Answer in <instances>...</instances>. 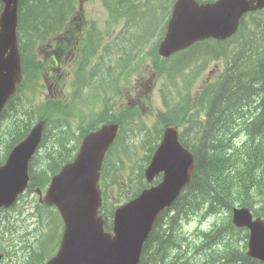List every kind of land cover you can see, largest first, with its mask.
<instances>
[{"label": "trees", "instance_id": "obj_1", "mask_svg": "<svg viewBox=\"0 0 264 264\" xmlns=\"http://www.w3.org/2000/svg\"><path fill=\"white\" fill-rule=\"evenodd\" d=\"M35 2L31 9L29 0H21L20 26L24 32H28L37 22L43 23L45 20L43 13L46 15L56 7V5L53 7L47 5L46 0H35ZM118 6L121 8V10L117 9L118 11L131 7L126 3H120ZM135 14H138V11ZM43 40V32L39 30H31L20 38L21 53L23 56H28L33 68L42 64L36 47ZM256 41L251 38L243 40L240 47H244L246 50L242 52L243 54L236 52L225 74L215 85L204 92L203 100L206 102L207 116L210 118V127L206 133L212 135L208 138L211 145L207 146L208 149L206 148L205 133L200 146L194 149L197 170L189 186L196 187L198 195L194 200H191L188 196L192 189L190 188L188 193L175 204L176 214L171 217L172 228L177 229L183 219L190 217L194 206L200 203L208 204L210 208L215 207L219 210L230 209L235 204L252 207L260 203L262 204L260 210L264 211V60L260 65L257 61L258 56L264 55V42L256 43ZM54 56L53 52L46 59L51 74L54 72ZM112 60V54L102 60V64L108 67V74L112 72ZM180 69L181 67L178 68V73L181 75ZM32 82V78L25 80V88L32 87ZM44 108L52 107L44 105L39 112H31L25 105L14 110L12 102L8 104L2 116L11 112L17 113L8 121L6 128L0 132V161L7 157L15 142L25 135L37 120H42L40 118L45 120L43 115L46 112L41 115ZM52 111L59 112V108H52ZM105 116V121L111 117L108 111L105 112ZM65 120V116H63L60 121ZM49 121L52 120L49 119ZM165 122L169 123L167 120ZM45 124L47 128L44 146L49 143V147L52 144L62 148V152L57 153L64 157L62 160L54 157L49 158L51 161L48 167L50 174L59 164L71 161L75 151L70 153V150L65 146L66 138L69 137L66 131L59 132L58 135L54 134V130L59 128L60 122L55 128L50 126L47 121ZM221 129L222 131H220ZM16 131L19 132L14 133ZM232 135H235L236 138L243 135V139L236 142V138L232 139ZM2 149L4 150L2 151ZM207 150L217 157L219 167L227 170V173H222L217 180L212 178L213 171L209 170L208 161L204 158V155L208 154ZM34 162L36 171V158ZM45 176V174L40 177L35 175L37 181H41ZM224 219L226 220L225 225L221 226L211 237V245L216 243V247L223 244L224 241L231 243L234 235H237L240 240V230H236L231 225L229 218ZM226 227L229 229H223ZM157 228L159 232L156 233L154 228L148 239L149 243L154 240L158 245L151 253L149 264H158L160 261L162 264L165 261V258L161 259L160 255L167 240L166 230L162 225H158ZM241 247L240 242V245L235 248L228 247L227 250L220 252L215 250L212 254L206 255L198 264L211 263L217 254L220 257L219 260L211 264H256L255 261L243 255ZM152 248L153 246L150 249ZM188 254L193 255V252ZM140 264L144 263L141 261Z\"/></svg>", "mask_w": 264, "mask_h": 264}, {"label": "water", "instance_id": "obj_2", "mask_svg": "<svg viewBox=\"0 0 264 264\" xmlns=\"http://www.w3.org/2000/svg\"><path fill=\"white\" fill-rule=\"evenodd\" d=\"M226 3L227 0L217 6L221 10L215 18L204 20V24H191L179 29L178 34L181 41L163 45L161 53L169 55L172 51L203 38L225 39L233 34L237 27V20L246 10L242 4L224 7ZM20 70L15 41L9 37L0 38V89L4 91V94H0V110L6 100L14 95L15 83L21 76ZM116 129L117 127L114 125L105 126L98 133L88 136L77 162L66 167L65 180L75 184L91 203L98 201L97 168L101 155L111 143ZM172 136V130L168 129L166 140L157 152L152 165L154 173H158L160 170L166 171L164 183L129 206L128 213H124L120 219L122 235H127L132 243V249L128 247V252L131 254L127 264H132L137 259V243L144 235L146 223L150 221V230L158 214L176 198L181 187L188 182L192 172L191 156L174 143ZM38 140L39 135L35 132L27 140L26 145L32 147ZM21 152L22 148L19 147L17 154H21ZM11 200L12 197H5L0 204H6ZM239 213L242 212H237V214ZM250 227L253 230V239L257 242L264 241V222L258 221ZM123 236L119 244L123 243ZM118 257V250H112L105 255L104 261L100 264H118Z\"/></svg>", "mask_w": 264, "mask_h": 264}, {"label": "rangeland", "instance_id": "obj_3", "mask_svg": "<svg viewBox=\"0 0 264 264\" xmlns=\"http://www.w3.org/2000/svg\"><path fill=\"white\" fill-rule=\"evenodd\" d=\"M115 1L116 0H111L113 4ZM46 2H47V5L51 7H53L57 3L56 0H46ZM159 2L161 3L162 0H160ZM29 3H30V8L32 9V7L35 5L36 2L35 0H29ZM150 6L151 4L148 7ZM86 10L92 17H95L96 19H100V20L106 19L105 10L102 9L101 4L97 3L95 0H91L89 3L86 4ZM125 11H129V8H127ZM53 12L54 10L51 9V11H49L46 15H44L43 13L45 21H49L51 19ZM129 15H130L129 20L135 21V28L133 31L134 36H133L132 41L136 39L140 40L142 38H147L148 36L146 34L152 33L157 29L156 26L148 30L136 29L137 24L142 23V18L141 17L135 18L133 16V13L131 12ZM160 19H161L160 14H158L155 20L156 25L160 22ZM129 32H131L130 25L128 26L126 34L119 41L120 44L118 43L117 44L118 46L116 45L114 48H112L108 52L106 57H108L111 54L114 57L119 51V47H120L119 45H121V52L123 54L122 56L128 53L127 59L129 58L128 56L130 55V50L134 46V44L129 45V38L131 35V33ZM138 33H141L144 36L138 37ZM261 37H264V36H261ZM243 40L239 41L237 43V46L240 47V44L243 42ZM148 42L149 43L151 42V38L149 37H148ZM256 43H259V41H256ZM249 55H252V54H249ZM263 60H264V55L258 56L257 58V61H259L258 65H260L263 62ZM122 61H123V57H121L120 64L118 66L112 67V73L106 74V78H110L113 76V72L115 68L120 67L121 65L124 64V63L121 64ZM185 65H190V63H186L183 66ZM223 66H224V62H218V61L209 62L204 68V70L202 71V74L198 79L197 86L200 87L204 81H211V80L216 79L219 73L222 71ZM186 68H184V70ZM191 68L188 69L185 75L191 76L197 73V70L195 69L190 70ZM102 69L108 72V67H106L105 65L102 66ZM85 76L86 75L84 74L83 82L79 88V92L76 93V98L74 101V106H75L74 109L66 110V109L59 108L60 113H54L53 111L50 110L51 108L46 109L47 111L43 115V117L44 119L47 120L50 126L55 128L58 125V122H59L58 120L61 119L63 116H65L67 120L72 115L81 116L87 112H93L100 107L101 102L99 101V99H96L93 96V94L106 93L108 91L107 90L108 86L106 84H101L100 82L98 83L95 89H93V86L88 87L87 86L88 83L85 81ZM112 79L113 78H110L108 79V81L112 82ZM153 81H154V77L149 69L148 59L143 58L142 60L138 62L137 70L134 76L131 78L130 85L138 86L137 95H139L142 92L148 94L153 88ZM155 88H156V91H159L157 86H155ZM84 89H86L88 93H84ZM112 89L120 93V91L123 90V85L120 82L112 83ZM74 92L75 91L71 90V95ZM131 100L135 101L136 97H134V95H131L130 97H125L124 94L123 95L119 94L110 104L111 109L113 110L115 116H122V115L128 114L129 113L128 105ZM162 105H163V100H162L161 94L154 93L149 99V105L145 107L144 109H142V112L140 113V115L137 118L129 119V125L126 126V128L124 129L123 135H122V137L125 138L124 146L121 145V148L116 149L111 159L110 164L114 168H116L119 163L120 170L122 169L126 171L133 170V172L136 174L134 178L135 183H138L139 170L141 169L142 165H145V162H142L143 159L147 156L146 157V160H147L150 156L149 150H147L146 148L147 144L143 141L144 138H141L138 130L143 127L154 129V115L159 110L162 109ZM49 119H51L52 121L50 122ZM87 120L89 121V117H87ZM18 132L19 131H16L14 133H18ZM71 132L73 133V131ZM78 134L79 132L77 131L74 136L68 139V141L72 140L76 143V138H79ZM129 136H131V138ZM210 137H212V135H209V133H206V137H205L206 148L207 146L209 147L211 145V143L208 141V138ZM235 138L236 136L233 135L232 139H235ZM3 150L4 149H2V151ZM57 152H62V148L58 146H54V145H51L49 147L48 145V155H47V144H45V146L42 148L40 155L36 157V161H40L43 163V167H42L43 172H46L48 170V167L50 165L49 158L54 157L57 159L60 158L61 160L64 159V157ZM207 153L209 155L208 154L204 155V158L208 161L209 170L213 171L212 178L214 180H217L218 178H220L222 173L226 174L227 170H224L221 167H219L220 165L218 163V159L216 156L214 157L211 151L207 150ZM217 170H218V173H217ZM117 173L118 172H116V175ZM119 181L120 183H123V177H120ZM27 219H29V215L27 212H25L23 219H20L21 226L23 225L26 226ZM212 219L213 218H209L208 220L202 223H200L198 219L194 220L188 223L187 225H185L184 229L186 232L193 233L197 228H201V229L208 228L210 224L212 223ZM0 229L8 237L14 236V233L11 230H9L6 226L1 225ZM22 236L23 238L17 241V245H18L20 252H24V254L20 256L19 260L34 258V260L37 262L40 256V254L38 253H40V251L29 249V246H31L35 241L33 235H30L28 237H24V235ZM4 241L6 242V244L8 242L10 243V244H7V246H12V238L5 239L4 237ZM212 247H216V243L209 245L206 249L202 251H199V252L194 251L193 255H195V257L192 258V256H190V254H188L186 250L177 249L176 241H173L171 244L162 247L160 257L161 259L162 257L165 258L164 259L165 261L162 264H170L173 261H176V259H177V262L175 264H198V262L201 261L206 255H210L213 253ZM172 252H176V253L173 255ZM214 260H219V258L216 257L212 259L211 261H214ZM16 264H19V261ZM158 264H161V261L158 262Z\"/></svg>", "mask_w": 264, "mask_h": 264}, {"label": "bare ground", "instance_id": "obj_4", "mask_svg": "<svg viewBox=\"0 0 264 264\" xmlns=\"http://www.w3.org/2000/svg\"><path fill=\"white\" fill-rule=\"evenodd\" d=\"M147 0H116L115 2H114V5H116V7H117V9H119V10H121V8H119V6H118V4H120V3H122V4H129V5H131V7H129V11H131V13H133V16L135 17V18H140V15H139V12H138V14H135L136 12H137V10H135V9H137V8H140V7H143L144 5H145V2H146ZM122 7H125V6H123L122 5ZM126 9H124V10H122V11H125ZM129 25H130V31L131 32H133L134 31V28H135V21H131V20H129ZM131 32H129V33H131ZM249 38V37H248ZM248 38H246V39H248ZM245 40V39H244ZM257 41H259V42H261V43H263L264 42V37H260L259 39H257ZM120 44V43H119ZM118 46V45H117ZM120 47H119V51L118 52H121V45H119ZM122 53V52H121ZM120 59H121V57L120 58H117V55H115L114 57H113V60L111 61V62H113V64H112V67H114V66H118L119 64H120ZM187 63H190V65H185V66H180L181 67V69H180V73H181V75H185V73L188 71V68H191L190 70H194V68H193V66H192V63H191V61H188ZM104 64H102V62H101V64H100V66H99V73H100V75L101 76H103L105 79H107L106 78V74H108V72L107 71H105L104 69H102V66H103ZM187 67V68H186ZM184 68H186L185 70H184ZM112 73V72H111ZM110 73V74H111ZM85 79H86V76H85ZM87 84V83H86ZM88 87H91L92 85L91 84H89L88 83V85H87ZM84 93H88V91H86V89H84ZM261 106V105H260ZM47 108H44L43 110H44V112L43 113H41V115H43L47 110H46ZM51 111H52V108L50 109ZM186 111V106H181L180 108H178V109H176V110H174L172 113H171V119H172V121L174 122V123H177V122H179L180 121V116H181V114L182 113H184ZM54 112V111H53ZM256 112V111H255ZM54 113H60V110H59V112H54ZM66 118V117H65ZM40 119H42V121H44V123L47 121L46 119V121L45 120H43V118H40ZM61 119H59L58 121L59 122H63V121H60ZM38 121H40V120H37L35 123H37ZM66 121V120H65ZM46 125V124H45ZM54 128V127H53ZM58 129H56V130H54V134H56V131H57ZM58 135V134H57ZM233 136V135H232ZM231 136V137H232ZM67 138H68V136H67ZM66 142V141H65ZM52 145V144H51ZM65 146H67L66 144H65ZM67 149L68 150H70V153H74V151H75V149H73V147H70V146H67ZM152 149V148H151ZM149 153H150V156H149V158L151 157V155H152V150H149ZM75 154H76V151H75V153H74V156H75ZM74 158V157H73ZM51 162V161H50ZM143 166L144 165H142V167L141 168H143ZM42 167H43V163L42 162H40V161H37V168H36V171H35V175L37 176V177H40L42 174H45L46 176L49 174V170H47L46 172H43V170H42ZM256 207L258 208V209H260L261 207H262V204H256ZM177 229H180V226H178L177 227ZM223 229H229V227H226V228H223ZM236 241H238L237 243H236ZM240 240L238 239V236L237 235H234V238H233V241L231 242V243H228L227 241H224L223 242V244H221V245H219L218 247H216V249H217V252H220V251H225V250H227L228 249V247H232V248H235V247H237V246H239L240 245ZM7 244H10L9 242L7 243ZM6 244V245H7ZM9 247V249L10 248H12V246H8Z\"/></svg>", "mask_w": 264, "mask_h": 264}, {"label": "flooded vegetation", "instance_id": "obj_5", "mask_svg": "<svg viewBox=\"0 0 264 264\" xmlns=\"http://www.w3.org/2000/svg\"><path fill=\"white\" fill-rule=\"evenodd\" d=\"M8 247V246H7ZM8 249H9V247H8Z\"/></svg>", "mask_w": 264, "mask_h": 264}]
</instances>
